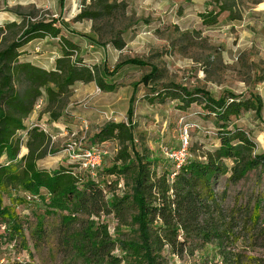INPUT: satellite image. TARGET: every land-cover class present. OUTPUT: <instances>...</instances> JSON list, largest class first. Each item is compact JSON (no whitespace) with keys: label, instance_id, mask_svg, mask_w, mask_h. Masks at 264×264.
<instances>
[{"label":"trees","instance_id":"16d2710c","mask_svg":"<svg viewBox=\"0 0 264 264\" xmlns=\"http://www.w3.org/2000/svg\"><path fill=\"white\" fill-rule=\"evenodd\" d=\"M218 2L219 11L202 14L204 25L217 23L220 14L231 11ZM125 8L118 0H92L75 20L98 21L124 12ZM14 28L23 33L9 37ZM45 37L62 42L51 70L21 59L26 44ZM115 44L118 49L124 47L123 41ZM77 49L74 42L61 35L55 19L0 25V223L10 230V238H25V230L19 215L6 204L5 196L25 202L32 200L29 195L44 197L46 190L45 213L60 218L57 244L68 264H168L171 256H193L208 245L217 249L221 264H264V255L259 254L264 248V197L257 196L246 203L236 201L227 207V192L220 193L216 188L221 176L230 173V182L237 183L249 172L264 167V152L256 151L255 142L236 122L247 111H261L258 95L250 92L249 96H239L226 91L215 99L208 92L185 87L181 91L159 92L156 96L161 101L187 99L186 106L203 103L204 98L206 110L215 115L219 127L220 145L207 152L205 159H188L179 168L173 162V173L159 172L157 160L133 158L135 124L131 105L127 122L108 121L91 142L97 147L98 140L118 143L115 163L107 170L116 179L109 185L118 188L124 180L128 190L109 196L111 190L106 191L89 175L76 173L73 167L52 171L41 168L39 162L55 152L50 148L52 136L38 126L25 124L44 89L48 100L44 112L49 114V120L56 121L64 114L75 83L96 82L102 90L114 88V83L106 79L105 69L102 75L97 67L84 63ZM131 62L145 64L138 58ZM20 132L25 133L26 140ZM22 147L28 151L19 157ZM225 160H232V165ZM77 164L81 170L89 171ZM100 169L89 173L94 176ZM12 190L26 192L25 197H13ZM102 215L116 219L114 234L100 220ZM43 227V221H38L39 238L45 233ZM118 249L121 254L116 253Z\"/></svg>","mask_w":264,"mask_h":264},{"label":"rangeland","instance_id":"374dc122","mask_svg":"<svg viewBox=\"0 0 264 264\" xmlns=\"http://www.w3.org/2000/svg\"><path fill=\"white\" fill-rule=\"evenodd\" d=\"M118 1L125 4L124 12L98 21H76V16L92 0H0V25L55 19L61 35L77 45V56L87 65L97 67L101 74L105 69L106 79L114 83L112 90H102L96 82L75 83L64 114L56 121L49 120V114L44 112L48 105L44 89L40 107H36L25 122L27 127L43 123L55 137L50 145L55 152L41 160L39 166L51 171L62 166L73 167L76 173L89 175L106 191L111 190L109 196L122 195L128 186L124 180L118 188L110 186L116 177L107 172L115 163L117 142L97 141L103 165L94 176L70 161L66 147L74 142L89 147L108 121L127 122L131 105L135 160H157L159 172L173 173L174 163L163 154V149H179L186 128L188 159H205L207 152L220 145L219 127L215 115L206 110L205 99L203 103L186 106V98L185 101L172 98L161 101L160 96H156L159 92L181 91L183 87L208 92L215 99L226 91L239 96H249L250 92L258 95L261 111H247L236 122L255 142L256 151L263 153L264 0ZM218 1L231 11L220 14L217 23L204 25L202 14L219 11ZM21 31L14 28L9 37L22 34ZM116 41H123L124 47L116 48ZM61 45L59 38H36L23 47L21 59L51 70ZM135 58L145 64H133L131 61ZM199 95L201 97L202 92ZM20 133L26 140L25 133ZM23 147L19 157L24 154ZM225 163L231 166L233 161L225 160ZM229 175L221 176L216 185L220 193L227 192V207H232L236 201L246 203L257 196L264 197V167L249 172L237 183L230 182ZM11 194L24 198L26 192L12 190ZM43 194L47 199L46 190ZM44 197L19 202L5 196L6 204L12 206L23 222L25 238L12 240L6 224L0 223V264H68L57 244L56 227L60 218L45 213ZM40 220L45 231L41 238L36 234ZM100 220L107 223L114 234L116 219L102 215ZM116 253L122 252L118 249ZM259 254L264 255V248ZM199 263L221 264L217 249L208 245L193 256L168 258V264Z\"/></svg>","mask_w":264,"mask_h":264},{"label":"built area","instance_id":"2783aa9c","mask_svg":"<svg viewBox=\"0 0 264 264\" xmlns=\"http://www.w3.org/2000/svg\"><path fill=\"white\" fill-rule=\"evenodd\" d=\"M55 39V38H53ZM40 49L37 48L36 51L38 52ZM59 55V54H58ZM42 101H39L37 108L40 107ZM31 126H38L47 133H50L47 126L43 123L36 122L33 123ZM51 134V133H50ZM52 136V135H51ZM54 139L55 137L52 136ZM189 135L188 129L184 130V134L181 137V146L179 149L174 150L169 147H165L163 149V154L174 163L179 168V166L188 160L189 154ZM67 151L69 152L70 161L79 163L82 168H85L92 173H95L98 169H100L103 165V159L101 157L100 149L97 146L90 145L89 147L83 146L82 143H72L68 144L66 147ZM28 199H36V196H28Z\"/></svg>","mask_w":264,"mask_h":264},{"label":"crops","instance_id":"0c3cea01","mask_svg":"<svg viewBox=\"0 0 264 264\" xmlns=\"http://www.w3.org/2000/svg\"><path fill=\"white\" fill-rule=\"evenodd\" d=\"M57 53H59V52H57ZM31 62H33V63H35L34 61H31ZM74 114V113H73ZM60 124L62 123V122H59ZM55 124V123H54ZM28 151V150H27ZM27 151H24V154L25 153H27Z\"/></svg>","mask_w":264,"mask_h":264}]
</instances>
